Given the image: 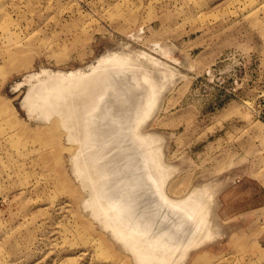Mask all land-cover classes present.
<instances>
[{"label": "rangeland", "instance_id": "1", "mask_svg": "<svg viewBox=\"0 0 264 264\" xmlns=\"http://www.w3.org/2000/svg\"><path fill=\"white\" fill-rule=\"evenodd\" d=\"M117 49L151 53L160 77L171 65L142 124L175 166L164 191L214 187L218 237L182 263L264 264V0H0V264H136L82 207L77 142L22 102L38 77Z\"/></svg>", "mask_w": 264, "mask_h": 264}, {"label": "bare ground", "instance_id": "2", "mask_svg": "<svg viewBox=\"0 0 264 264\" xmlns=\"http://www.w3.org/2000/svg\"><path fill=\"white\" fill-rule=\"evenodd\" d=\"M118 50H107L97 58V63L91 61L88 69H69L68 73L55 69L58 72L51 71L50 76L44 66L47 78L38 82L40 77H30L37 78L40 84L33 80L24 96L26 101L22 102L41 122L57 117L60 127L67 130L68 143L77 142L79 146L70 159L76 180L86 191L80 201L82 207L99 221L101 228L108 230L106 233L117 240L122 250L131 252L136 264L185 263L192 249L208 238L214 240L219 233L213 230L219 221L213 223L216 215H209L213 208L207 202L212 199L207 198L212 184L207 187L205 183L203 189L197 184L182 197H172L164 191L168 170L175 166L167 161L166 165L162 159L159 142L163 137L158 138L161 133L149 134L142 126L158 106L162 88H166L172 76V67L171 76L170 72L164 74L171 66L167 65L160 77L148 66L151 53L147 54L150 59L146 62L150 61L146 64L139 49ZM159 63L166 66L164 61ZM160 64L153 62L154 67ZM123 81L130 95L123 92ZM204 188H210L209 192Z\"/></svg>", "mask_w": 264, "mask_h": 264}]
</instances>
